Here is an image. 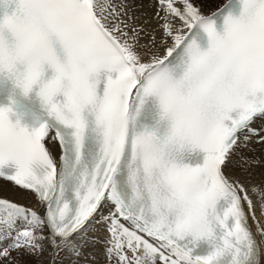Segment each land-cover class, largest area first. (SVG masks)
Returning <instances> with one entry per match:
<instances>
[{
	"label": "snow or ice",
	"instance_id": "6c2138e0",
	"mask_svg": "<svg viewBox=\"0 0 264 264\" xmlns=\"http://www.w3.org/2000/svg\"><path fill=\"white\" fill-rule=\"evenodd\" d=\"M239 3L221 35L193 0L155 28L129 0H0V78L48 117L0 106V179L31 197L0 195V264H264V0Z\"/></svg>",
	"mask_w": 264,
	"mask_h": 264
},
{
	"label": "bare ground",
	"instance_id": "6f19581e",
	"mask_svg": "<svg viewBox=\"0 0 264 264\" xmlns=\"http://www.w3.org/2000/svg\"><path fill=\"white\" fill-rule=\"evenodd\" d=\"M151 1L155 0H129V2L136 8L139 5V8H136L135 14L140 16V20L137 21L138 24H142L145 20L151 21V25L148 26L150 28H155L156 26V17L153 15L157 8L155 3L153 4ZM194 4L201 8V10L206 14L218 7L223 0H193ZM178 4V0H174V6ZM159 36V33H154ZM159 42V41H157ZM261 122L257 121V125L260 126ZM51 148V145H48ZM55 152H58V145L54 149ZM249 155L255 156L257 159L261 161L259 167L255 168L253 174L249 177V180L252 182H259L261 180V171L264 170V146L255 145L252 152L248 153ZM0 182L6 184V189L4 192L0 193V195L7 197L12 200H16L22 204L31 203V197L28 196L24 191L12 186L10 182L3 181L0 179ZM253 231H255V227L253 226ZM95 232V230H94ZM96 235H100L102 237V232L95 233ZM259 239V237H258ZM103 247V243L101 241L100 244L97 245V248L100 249ZM86 251H90V249H86ZM87 261L88 264H105V257L100 251H95L87 257L81 258V264H84V261Z\"/></svg>",
	"mask_w": 264,
	"mask_h": 264
},
{
	"label": "rangeland",
	"instance_id": "374dc122",
	"mask_svg": "<svg viewBox=\"0 0 264 264\" xmlns=\"http://www.w3.org/2000/svg\"><path fill=\"white\" fill-rule=\"evenodd\" d=\"M153 4L155 3L154 1H151Z\"/></svg>",
	"mask_w": 264,
	"mask_h": 264
}]
</instances>
